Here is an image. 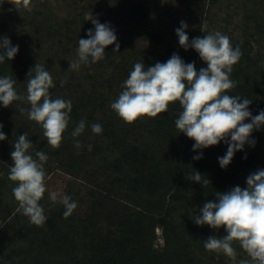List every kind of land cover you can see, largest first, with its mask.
<instances>
[{
  "label": "trees",
  "instance_id": "trees-1",
  "mask_svg": "<svg viewBox=\"0 0 264 264\" xmlns=\"http://www.w3.org/2000/svg\"><path fill=\"white\" fill-rule=\"evenodd\" d=\"M178 2L183 16L162 34L151 21L152 0H30L31 10L22 6V0L18 5L17 0H0V38L8 37L19 46L11 61L0 63V77L11 76L17 94L26 96L29 71L43 65L55 84L49 89L51 98L72 103L58 148L47 144L42 127L27 112H20L30 108L29 103L14 101L7 108L0 103V130L6 135L0 141V264H239L250 260L236 241L235 261L206 250L203 242L208 237L222 238L227 232L224 227L198 226L194 220L206 202H216V192L245 188L247 177L264 169V125L251 133L254 146L246 143L227 168H221L218 158L226 154L228 144L221 141L193 151L195 141L174 123L182 111L178 101L155 118L143 116L131 124L110 107L137 62L147 68L176 53L185 63L194 62L197 71L207 67L194 49L179 45L175 30L184 21L189 42L218 31L240 48L242 56L230 74L235 87L226 94L250 99L252 116L264 111V0ZM90 13L115 30L119 51H114L115 44L109 45L103 60L69 70L70 62L78 58L79 39H87L88 30H95L85 19ZM81 120L85 129L73 137ZM96 123L102 126L100 134L92 132ZM24 133L35 151L48 156L45 182L55 173L71 178L67 196L77 208L69 217H64L60 201L49 199L48 191L39 202L47 217L42 226L15 211L16 183L8 179L10 154ZM201 153V159H193ZM194 171L209 184L189 179ZM158 229L163 244L157 243Z\"/></svg>",
  "mask_w": 264,
  "mask_h": 264
},
{
  "label": "clouds",
  "instance_id": "clouds-1",
  "mask_svg": "<svg viewBox=\"0 0 264 264\" xmlns=\"http://www.w3.org/2000/svg\"><path fill=\"white\" fill-rule=\"evenodd\" d=\"M19 2L17 0V5ZM22 6L31 10L30 0H22ZM85 19L91 20L95 30H88L87 39H79L78 58L70 62L69 70H78L81 64L103 60L105 48L109 45L115 44L114 51H119L116 33L110 24L100 23L91 13ZM187 27V23L181 21L175 30L179 45L185 50L194 49L207 67L197 71L194 62L185 63L176 53L166 62H157L147 68L144 63L137 62L122 85L124 90L110 107L124 122L131 124L143 116L155 118L166 112L170 103L178 101L182 111L174 122L176 128L195 141L193 151L225 141L227 152L218 161L221 168H227L235 152L242 150L246 143L254 146L255 141L250 136L264 125V111L252 116L250 99L226 94L235 87L230 74L242 56L240 48L234 47L229 37L218 31L189 42ZM18 51L19 46H13L8 37L0 38V63L5 59L11 61ZM33 69L28 74L26 96L17 94L14 88L16 81L11 76L0 77V103L6 108L14 101L29 103L30 108H20V112H27L28 118L42 127L47 144L58 148L69 125L72 103L51 98L49 89L55 84L45 66L36 64ZM246 120L250 122L245 123ZM85 124L81 120L71 135L78 137ZM91 127L95 134L102 132L99 123ZM5 139L6 135L0 130V141ZM76 146H80L79 141H76ZM13 148L8 179L16 183L12 189L18 202L15 211L28 217L31 224L42 226L47 217L39 202L47 191L44 162L48 156L44 151L34 150L27 133L19 135ZM91 148L89 145V151ZM201 158L202 153L193 157L195 160ZM189 179L202 185L209 184L198 171L190 174ZM246 184L245 188L235 186L227 192H216V202H206L194 222L213 229L225 228L226 236H210L203 242L209 252L223 253L235 261L237 252L233 242L236 241L250 257V260H241L239 264H264V169L250 174ZM58 196L65 208L63 215L67 218L77 208V203L67 195L55 191L49 193L52 202H56Z\"/></svg>",
  "mask_w": 264,
  "mask_h": 264
},
{
  "label": "rangeland",
  "instance_id": "rangeland-1",
  "mask_svg": "<svg viewBox=\"0 0 264 264\" xmlns=\"http://www.w3.org/2000/svg\"><path fill=\"white\" fill-rule=\"evenodd\" d=\"M152 2L154 3V7L152 10L151 21L155 29L158 30L159 33L164 34L170 27H172L174 20L183 16V6L178 0H161L160 2L152 0ZM143 44L150 45L148 42H144ZM70 181L71 178L69 176L62 173H55L45 182V184L49 193L55 191L61 195H67L68 184ZM57 200L60 201L59 196ZM157 235L159 237L157 243L163 244L161 229L157 230Z\"/></svg>",
  "mask_w": 264,
  "mask_h": 264
}]
</instances>
